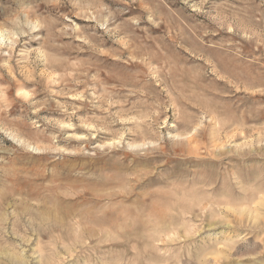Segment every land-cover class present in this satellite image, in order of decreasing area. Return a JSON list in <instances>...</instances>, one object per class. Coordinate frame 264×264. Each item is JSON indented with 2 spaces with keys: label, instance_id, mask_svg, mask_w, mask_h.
Segmentation results:
<instances>
[{
  "label": "rangeland",
  "instance_id": "rangeland-1",
  "mask_svg": "<svg viewBox=\"0 0 264 264\" xmlns=\"http://www.w3.org/2000/svg\"><path fill=\"white\" fill-rule=\"evenodd\" d=\"M0 264H264V0H0Z\"/></svg>",
  "mask_w": 264,
  "mask_h": 264
}]
</instances>
